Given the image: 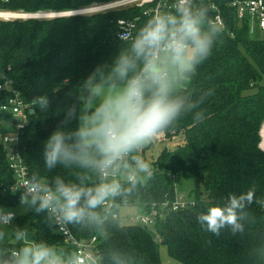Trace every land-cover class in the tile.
Masks as SVG:
<instances>
[{
  "label": "trees",
  "instance_id": "1",
  "mask_svg": "<svg viewBox=\"0 0 264 264\" xmlns=\"http://www.w3.org/2000/svg\"><path fill=\"white\" fill-rule=\"evenodd\" d=\"M114 0H0V9L35 12H69ZM143 7H121L93 14H71L50 18H0V62L8 69L13 87L28 105L24 127L14 146L30 176L39 170L43 175H64L57 166L48 173L44 168V142L64 120V109L75 100L76 90L98 66L110 64L126 46L119 39V20L134 23L132 32L154 14V9L170 8L172 0H160ZM233 0H205L209 19L220 14V29L212 56L200 65L190 91L211 90L201 106L205 119L196 122L192 115L180 121L163 137L182 134L184 139L171 150H164L153 162V176L126 205H139L148 214L155 212L154 230L142 223H121L113 209L103 230L81 231L72 225L79 240L96 237L99 264H162L159 245L165 244L170 256L186 264H264L253 249L264 245V224L256 225L245 236L227 231L219 237L203 231L196 214L209 201H218L230 192L240 194L253 182L257 196L264 193V150L260 148V130L264 123V38L260 31L250 32L247 19L237 18ZM214 5V7H213ZM216 26V25H215ZM67 81V82H65ZM47 95L50 108L40 112L31 103L36 96ZM11 96L0 90V105ZM9 115L0 112V120ZM73 121L67 127L75 129ZM11 130V128L9 129ZM262 148L264 146L261 143ZM178 172L196 181V200L185 209L173 210L177 200L174 175ZM16 174L10 155L0 140V207L20 204ZM202 192H199V189ZM257 215V205L250 206ZM14 218L19 226L32 223L34 238L72 249L56 228H50L45 214L30 210ZM39 217L38 221L34 218ZM36 222V223H35ZM55 229V230H54ZM159 238V240L157 239ZM8 248L16 241L6 242Z\"/></svg>",
  "mask_w": 264,
  "mask_h": 264
},
{
  "label": "clouds",
  "instance_id": "2",
  "mask_svg": "<svg viewBox=\"0 0 264 264\" xmlns=\"http://www.w3.org/2000/svg\"><path fill=\"white\" fill-rule=\"evenodd\" d=\"M219 33L205 0H172L170 8L155 12L134 32L118 33L126 46L83 80L74 102L63 110L64 120L44 142L46 171L59 165L67 176L32 172L13 191H20L21 208L44 213L48 226L60 231L68 225L103 230L113 209L128 204L152 178L143 150L182 118L205 119L201 106L212 91H190L189 85L212 56ZM31 103L40 112L50 108L46 94ZM73 121L77 126L69 129ZM257 191L253 182L240 194L209 201L196 214L197 223L216 237L224 231L245 236L264 224V215L250 207L255 204L264 214V193L257 196ZM15 215L0 207V264H95L93 256L80 250L34 238L27 227L7 231ZM8 236L17 247L6 246ZM253 254L264 257V245ZM113 264L119 261L113 259Z\"/></svg>",
  "mask_w": 264,
  "mask_h": 264
},
{
  "label": "built area",
  "instance_id": "3",
  "mask_svg": "<svg viewBox=\"0 0 264 264\" xmlns=\"http://www.w3.org/2000/svg\"><path fill=\"white\" fill-rule=\"evenodd\" d=\"M139 0H118L116 2L104 4L102 8L113 9L121 8L124 4L133 3ZM151 0H144V2H149ZM159 6V5H158ZM155 9L158 12L159 8ZM214 7V5H213ZM231 7L235 10L237 18L240 20L247 19L250 24V32L254 33L255 29L260 31L262 38H264V0H233L231 2ZM119 32L121 33L124 29L131 31L134 28V23L126 20H119ZM213 25L217 27L224 26L220 14L216 15L213 21ZM117 33V35H118ZM8 69L0 62V90H8L11 92V96L8 98L7 102L0 105V112L9 115V120L11 123V130L9 135H4L2 137V142L5 148L8 150L10 155V165L14 170L17 180L16 187L21 183V181L27 177V170L15 149V145L18 142L19 131L24 127L28 113V105L21 96V93L13 87V80L8 74ZM194 202L186 201L183 197L177 198V200L172 204L173 210L184 209L193 205ZM148 215H155V212ZM154 217V216H153ZM154 221V220H153ZM152 218L147 215L139 216L135 223H151ZM57 233H59L72 249L80 250L86 255L94 257L95 264H99V257L96 255V237L90 240H79L73 234L71 227L67 226V231H60L58 226H55Z\"/></svg>",
  "mask_w": 264,
  "mask_h": 264
},
{
  "label": "rangeland",
  "instance_id": "4",
  "mask_svg": "<svg viewBox=\"0 0 264 264\" xmlns=\"http://www.w3.org/2000/svg\"><path fill=\"white\" fill-rule=\"evenodd\" d=\"M116 1H118V0L110 1V2H107V3H93V4H91L88 7L79 9V10H84V9L88 8L87 10H89V11H86V12L80 13V14H93V13L107 11L109 9L102 8V6L104 4L106 5L108 3H112V2H116ZM154 1H158V5H160V2H161L160 0H151L149 2H144V0H139V1H135L133 3L124 4L122 6H125V7H129V6L143 7L144 5L149 4V3H153ZM113 9H115V8H113ZM155 9H154V13H155ZM45 12L47 13L49 11H45ZM0 13L1 14H8V15L10 14L11 15L9 17L0 16V18H3V19L4 18L14 19V18H17L18 16H20L22 14H27V15L28 14H38V13H41V12L25 13L22 10L12 11V10H7V9H0ZM263 125H264V123H263ZM263 125H262V127H263ZM262 127H261V130H260L261 143L263 141V137H262V134H261ZM10 128H11V123H10L9 119H1L0 120V140H2V137L5 134L9 135V132H10L9 129ZM183 139H184V137H183L182 134H177L176 136H174L172 138H164V139L159 138L158 140H156L152 144L148 145L143 150L142 155L147 161H149L152 164V167H153V162L156 161L158 156L164 150L173 149L177 144L181 143L183 141ZM261 143H260V148L262 150H264V148H262V146H261ZM3 145H4V143H3ZM4 147H5V145H4ZM174 181H175V190H176V197L177 198L183 197L186 201L188 200L189 202H194L196 200V192H195V190H196V181H195V179L190 178V177H186L183 173L178 172V173H176L174 175ZM198 191L202 192V189L200 188ZM3 208L14 211L16 213L15 217L18 216V215H20L22 217H25V215L27 213H29L28 211H24L21 208L20 204L18 206L11 207V208H6V207H3ZM30 212H31V210H30ZM118 215H119L120 222L121 223H125V224H134L135 220L139 216H142V215L150 216L152 218V222L151 223H144V225H147L150 230H152V231L154 230V222L155 221H153V220L155 218V215H148V213L144 212L139 205L122 206L118 210ZM38 219H39V217L34 218V221L37 222ZM24 224H25V226H19L13 219L11 224L8 225L9 229L7 231H10V229L13 228V227H20V228L27 227V228H29V226L32 223H29V222L25 221ZM157 239L159 240V238H157ZM9 241H15V240L12 239L10 236H8L6 238V242H9ZM65 244H68V243L65 241ZM59 246H62V245H59ZM159 252H160V259H161V263L162 264H186V263H184V262H182L180 260H177V259L173 258L172 256H170V254L168 252V248H167V246L165 244H160L159 245ZM99 260H100V258H99Z\"/></svg>",
  "mask_w": 264,
  "mask_h": 264
},
{
  "label": "water",
  "instance_id": "5",
  "mask_svg": "<svg viewBox=\"0 0 264 264\" xmlns=\"http://www.w3.org/2000/svg\"><path fill=\"white\" fill-rule=\"evenodd\" d=\"M88 9V8H87ZM87 9L84 10H78V11H70V12H41L38 14H22L20 16H18L17 18H50V17H58V16H64V15H71V14H80V13H84L86 11H89ZM4 19H8V18H4Z\"/></svg>",
  "mask_w": 264,
  "mask_h": 264
},
{
  "label": "bare ground",
  "instance_id": "6",
  "mask_svg": "<svg viewBox=\"0 0 264 264\" xmlns=\"http://www.w3.org/2000/svg\"><path fill=\"white\" fill-rule=\"evenodd\" d=\"M12 14H13V13H12ZM18 15H19V14H18ZM0 16H2V17H9V16H11V15H10V14L8 15V14H1V13H0ZM261 134H262V137H263L262 145L264 146V125H263V127H262Z\"/></svg>",
  "mask_w": 264,
  "mask_h": 264
},
{
  "label": "crops",
  "instance_id": "7",
  "mask_svg": "<svg viewBox=\"0 0 264 264\" xmlns=\"http://www.w3.org/2000/svg\"><path fill=\"white\" fill-rule=\"evenodd\" d=\"M161 139H164V137L162 136Z\"/></svg>",
  "mask_w": 264,
  "mask_h": 264
}]
</instances>
